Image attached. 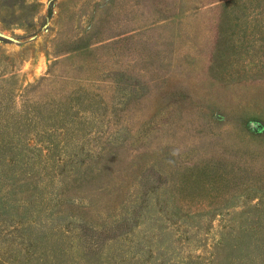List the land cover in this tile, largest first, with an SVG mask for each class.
Listing matches in <instances>:
<instances>
[{"label": "rangeland", "instance_id": "obj_1", "mask_svg": "<svg viewBox=\"0 0 264 264\" xmlns=\"http://www.w3.org/2000/svg\"><path fill=\"white\" fill-rule=\"evenodd\" d=\"M2 194L0 264H264V0H0Z\"/></svg>", "mask_w": 264, "mask_h": 264}, {"label": "trees", "instance_id": "obj_2", "mask_svg": "<svg viewBox=\"0 0 264 264\" xmlns=\"http://www.w3.org/2000/svg\"><path fill=\"white\" fill-rule=\"evenodd\" d=\"M217 45H218V42H217ZM7 194L10 195V194H13V193L7 192ZM8 202H9L8 196L3 195V194L0 195V208L1 209H4L3 207L6 206Z\"/></svg>", "mask_w": 264, "mask_h": 264}]
</instances>
